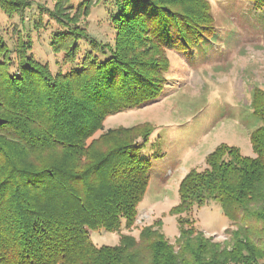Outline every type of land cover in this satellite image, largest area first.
I'll use <instances>...</instances> for the list:
<instances>
[{"label":"trees","instance_id":"obj_1","mask_svg":"<svg viewBox=\"0 0 264 264\" xmlns=\"http://www.w3.org/2000/svg\"><path fill=\"white\" fill-rule=\"evenodd\" d=\"M56 0L60 27L51 47L57 72L36 58L20 32L0 35V264H264V89L251 106L259 126L254 156L222 143L179 186L172 243L162 221L136 237L151 179L142 151L150 124L104 130L107 117L159 99L169 81L168 51L197 54L223 38L209 0H104L113 43L80 25L92 5ZM264 9V0H249ZM32 0H0L8 15H24ZM73 10L74 13H73ZM84 43L87 46H84ZM216 200L237 229L214 241L197 229L193 210ZM120 233L116 245H96L93 231Z\"/></svg>","mask_w":264,"mask_h":264},{"label":"rangeland","instance_id":"obj_2","mask_svg":"<svg viewBox=\"0 0 264 264\" xmlns=\"http://www.w3.org/2000/svg\"><path fill=\"white\" fill-rule=\"evenodd\" d=\"M83 1L71 0V4L76 7ZM32 2L23 16L0 10V35L13 44L22 32L33 41L36 58L57 72L63 54L52 50L51 40L60 25L49 12L56 0ZM209 2L223 38L195 55L168 51L171 70L162 96L107 117L104 130L96 135L119 126L150 124L153 128L142 151L152 161L150 183L134 228H123L124 233L138 237L144 226L160 220L162 231L175 243L180 228L170 210L179 202V186L185 175L194 168L203 170L207 155L222 143L236 146L243 155H255L250 134L260 120L251 100L254 87L264 89V9L255 8L249 0ZM108 11L104 0L94 2L88 15H80V25L91 37L113 43L115 30ZM191 217L197 229L217 242L229 241L227 230L237 229L216 200L196 207ZM92 239L98 246L116 245L120 233L93 231Z\"/></svg>","mask_w":264,"mask_h":264}]
</instances>
